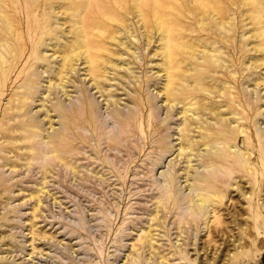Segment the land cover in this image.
Wrapping results in <instances>:
<instances>
[{
	"label": "rangeland",
	"instance_id": "rangeland-1",
	"mask_svg": "<svg viewBox=\"0 0 264 264\" xmlns=\"http://www.w3.org/2000/svg\"><path fill=\"white\" fill-rule=\"evenodd\" d=\"M84 1L0 0L9 19L0 16V40L13 48L0 67V264H264V50L253 48L252 20L264 0L221 4L238 25L237 71L247 66L236 97L251 106L236 108L249 136L238 144L251 150L249 164L223 153L226 162L210 170L184 168L176 155L178 104L163 98L156 34L145 43L129 0L120 22L136 36L110 23L130 48L104 39L116 65H106L101 91L83 59L57 84L64 13ZM191 1L167 3L172 26L186 34ZM196 184L215 192L204 217L187 210Z\"/></svg>",
	"mask_w": 264,
	"mask_h": 264
},
{
	"label": "bare ground",
	"instance_id": "bare-ground-1",
	"mask_svg": "<svg viewBox=\"0 0 264 264\" xmlns=\"http://www.w3.org/2000/svg\"><path fill=\"white\" fill-rule=\"evenodd\" d=\"M125 1L108 0L106 3L102 1L104 4L100 6L98 5L100 2L97 4V0L96 3L94 0L93 3L91 0H85L82 5H77L75 8L68 9L69 12L64 13L63 24L66 26L64 31L69 36L61 37L62 50L58 54L60 61H58L57 67L54 68L59 79L57 84L64 87L65 84L62 82L65 83L68 73L73 70L74 60L83 59L86 74L90 76L94 86L101 91L102 86L99 85L109 74V72H105L106 65H116L112 60V56L115 54L104 46V39H110L112 44L118 45L121 49L130 48L126 41L123 42V39L120 41L115 27L110 23L118 22V25L122 24L120 26L130 36L135 37L136 35H134L131 27L124 25L123 21L120 22L123 18L122 13H125L121 11L132 8L138 16L137 20L140 23L145 43L148 42L152 34H156L158 40L161 65L164 71L161 90L164 94L163 98L168 104H178L177 112L180 116L176 136L179 139L176 155L184 158V168L202 167L206 170L218 168L219 165L226 162L223 153L228 155L232 153V155L238 157L239 165L249 164L251 149L246 146L245 148L240 147L238 144L239 134L244 138L249 136L245 132V127L243 128L245 124L240 121L243 116L239 115L238 117L239 110L236 108L241 103L250 104L251 106L250 102H240L236 97L240 91L237 84L245 78L244 70L247 66L242 67L240 72L237 71L241 54L240 47L236 43L238 25L235 23L236 21H231L232 17L223 9L221 4L224 0H192L193 18L189 24L190 28L188 30L190 33L186 31L187 34L184 33V28L177 29L172 26L173 20L169 12V8L172 6L169 4L173 5L178 0H168L170 2L165 0H129L132 5L123 9ZM3 4L5 5V3ZM162 4H166L168 7L166 6V8ZM263 11L258 8L252 13V20L255 21L254 26L257 27L256 36L258 41L255 42L253 47L256 51L264 50ZM5 13L1 12L0 16L4 21H8L9 19L6 18ZM212 20L213 23L211 24L210 21ZM110 25L113 26L112 29H110ZM6 26L9 29L7 23ZM227 32H230V34H227ZM72 33L74 34L73 39L71 38ZM186 36H190L191 39H185ZM237 48L239 49L234 55L233 50ZM12 49L9 42L3 39L0 40V67H3L6 63V54L10 53ZM103 51H106L104 57ZM117 55L120 56L121 53L119 52ZM260 62L255 58L250 59V65L254 68H257ZM260 78L261 81L258 84L264 90V76ZM55 81L53 82L55 83ZM254 141L259 142V140ZM246 143L249 144V142ZM193 160L195 163H192ZM227 162L237 166L232 160L228 159ZM199 176L200 174L193 176V180L200 182L202 179ZM197 185L201 184L189 186V195L186 200V203L188 202L187 210L192 217H204L207 212L212 211V208L209 209L208 207L214 201L215 192ZM197 190L206 192L201 193ZM147 244H152L149 236ZM163 259L165 258L163 257ZM195 260L194 257L193 263H195ZM165 261L168 262L166 259ZM25 264H32V261L27 260ZM120 264L127 263L122 261Z\"/></svg>",
	"mask_w": 264,
	"mask_h": 264
}]
</instances>
